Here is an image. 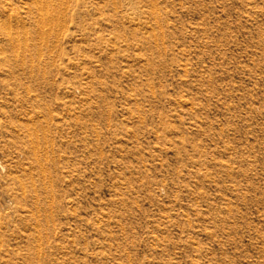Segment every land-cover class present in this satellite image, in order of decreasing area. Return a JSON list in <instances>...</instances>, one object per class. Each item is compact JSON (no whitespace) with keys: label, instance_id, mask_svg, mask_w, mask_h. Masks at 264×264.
<instances>
[{"label":"rangeland","instance_id":"1","mask_svg":"<svg viewBox=\"0 0 264 264\" xmlns=\"http://www.w3.org/2000/svg\"><path fill=\"white\" fill-rule=\"evenodd\" d=\"M0 264H264V0H0Z\"/></svg>","mask_w":264,"mask_h":264},{"label":"bare ground","instance_id":"2","mask_svg":"<svg viewBox=\"0 0 264 264\" xmlns=\"http://www.w3.org/2000/svg\"><path fill=\"white\" fill-rule=\"evenodd\" d=\"M17 29V27H15ZM15 30V29H14ZM10 32V31H9ZM10 34V33H9ZM13 34V33H12ZM9 38V37H8ZM12 38V37H11ZM10 42V41H9Z\"/></svg>","mask_w":264,"mask_h":264}]
</instances>
